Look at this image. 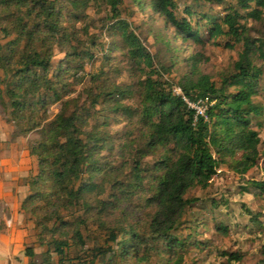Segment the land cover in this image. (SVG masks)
Segmentation results:
<instances>
[{
    "label": "trees",
    "instance_id": "1",
    "mask_svg": "<svg viewBox=\"0 0 264 264\" xmlns=\"http://www.w3.org/2000/svg\"><path fill=\"white\" fill-rule=\"evenodd\" d=\"M127 2L169 28L173 43L236 52L231 72L213 79L191 57L189 73L166 82L174 67L156 64L140 45L123 18ZM252 24L264 26V0H0V104L14 136L39 134L27 147L36 170L18 208L34 231L23 243L25 264H185L206 245L204 220L223 236L231 225L264 232V181L245 178L264 158V35L252 37ZM115 54L127 70L115 66ZM122 78L129 83L117 85ZM182 97L205 99L206 121H195ZM127 100L143 128L125 145L138 147L129 178L103 156L114 153L104 127L126 113ZM154 154L145 174L140 161ZM227 172L240 183L226 180L210 194L213 179ZM243 193L255 204H238L236 222L229 201ZM136 198L133 218L126 211ZM94 230L104 246L91 243ZM220 256L221 264L244 259ZM256 264H264V244Z\"/></svg>",
    "mask_w": 264,
    "mask_h": 264
},
{
    "label": "rangeland",
    "instance_id": "2",
    "mask_svg": "<svg viewBox=\"0 0 264 264\" xmlns=\"http://www.w3.org/2000/svg\"><path fill=\"white\" fill-rule=\"evenodd\" d=\"M217 7L218 6L216 4H214L213 7L210 6V8H213V10L219 14L220 10ZM181 8H183V5H181ZM123 13V18L130 23L131 29H134L140 45L151 54L155 63L158 65H172V68L174 67L171 77H164V80L168 83H172L173 81L178 80L180 76L189 73L191 67L189 58L191 57H194V61H196L194 64L195 68L202 74L213 79H218V76L223 73H230L234 62L237 60L236 52L224 51L222 48L211 44H206L203 47H195L192 44L181 46L179 43L171 42L170 35L172 34V31L169 28H166L159 20H153L152 18L145 19L143 14L134 10L130 2L126 3ZM248 27L250 28L252 37L257 39L264 35V26L252 24L248 25ZM104 38L106 42L112 43V45L118 47V41H115L113 37H109L107 34H104ZM162 40L168 41L170 47H165L161 42ZM260 62L262 63L261 65L263 66L262 68L264 71V62ZM114 64L115 66H118L120 70L128 69L123 55L117 57L115 54ZM257 64L259 65L260 63L257 62ZM113 80L115 81V79ZM127 83H129V80L122 78L117 85L121 86L122 84ZM139 93L140 92L138 91V94ZM261 102L264 105V100ZM123 104L126 106V113H124L123 110L114 118L110 117L111 119L109 123L106 124V127H104L110 141L109 150L112 149L114 153L106 151L103 156L104 160L114 161V167L122 172L124 176L129 178L130 167L134 166V163L139 161L138 154L135 153V149L138 147L130 149L126 148L125 145L128 144V140L130 138L140 137V134L143 133V128L138 122L135 102L127 100ZM6 111H8L7 106L5 107L0 104V144H5L4 138L8 140L6 141V144L16 154V166L21 163L26 168V171L22 176L25 182V187L27 186L26 197L28 195L27 181L34 175L36 170L35 160L28 155L27 147L29 142L37 139L39 134L38 132H32L25 137L14 136L12 128L5 120ZM122 113H124L123 116H121ZM259 122L262 124L259 137L261 144L263 145L262 154L264 156V116L259 119ZM140 144L138 146H140ZM155 158H157L156 154H154V157L148 156L140 161L145 174L155 163ZM245 178L248 180L252 179L255 181H264V158L260 161L259 166L248 173ZM226 180H231L234 186H236L237 183H240L236 182L235 178L229 175L228 172L225 174L220 173L217 178L213 179L212 187L210 188L209 193H214L215 188L224 185ZM193 195L197 198L205 200L207 193L206 191L202 192L197 190L193 193ZM229 203L234 207V214L231 218H235L236 222L241 220L236 212L238 204H255V202L252 201V197L244 193L241 196L237 195L235 198L231 199ZM138 204V199H133L128 206L126 213H130L131 217L134 218L136 214L138 215V207L136 206ZM250 204L247 205V207L251 208L252 206ZM199 206L192 208V215H197ZM24 215L27 217L25 220L26 231L28 232L27 236H29L30 231L32 237L34 235V231L31 228L30 215L25 212ZM113 216L115 217V214H109V219H113ZM205 216L208 218L209 214L206 212ZM216 216L220 215L217 213ZM193 220L195 219L193 218ZM220 220L224 221L225 218L222 217ZM203 223L208 224H204L201 227V235L199 237L206 243V245H204L203 249L199 252L190 251L185 257V264H221L222 259L220 255L223 251L240 252L244 257L242 264H256L258 249L262 244H264V232L260 234L256 232L247 234L242 228H235V225H231L232 229L230 230V233L227 236H223L213 229L211 225L212 223L209 219L204 220ZM98 235L99 234H97L94 230L91 243H96L99 247H102L105 245V239L103 235ZM39 259L40 257H38L37 261H39ZM17 262L18 264H25L26 260L23 257L21 260H17ZM97 264H102V262L99 261Z\"/></svg>",
    "mask_w": 264,
    "mask_h": 264
},
{
    "label": "crops",
    "instance_id": "3",
    "mask_svg": "<svg viewBox=\"0 0 264 264\" xmlns=\"http://www.w3.org/2000/svg\"><path fill=\"white\" fill-rule=\"evenodd\" d=\"M6 141L4 138L5 144H0V264H18L28 237L27 217L18 210L26 195L22 178L26 168L21 163L16 166V154Z\"/></svg>",
    "mask_w": 264,
    "mask_h": 264
},
{
    "label": "built area",
    "instance_id": "4",
    "mask_svg": "<svg viewBox=\"0 0 264 264\" xmlns=\"http://www.w3.org/2000/svg\"><path fill=\"white\" fill-rule=\"evenodd\" d=\"M173 92L176 95L181 96L180 90L178 88H174ZM182 100L185 103L187 110L192 112L195 121L197 119L206 121L207 118L206 113L208 111L210 104L205 99H197L191 101L182 97Z\"/></svg>",
    "mask_w": 264,
    "mask_h": 264
}]
</instances>
